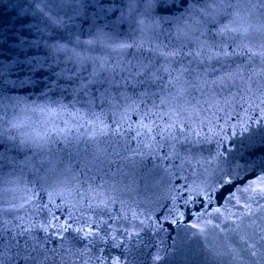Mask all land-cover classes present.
I'll use <instances>...</instances> for the list:
<instances>
[{"label": "snow or ice", "instance_id": "obj_1", "mask_svg": "<svg viewBox=\"0 0 264 264\" xmlns=\"http://www.w3.org/2000/svg\"><path fill=\"white\" fill-rule=\"evenodd\" d=\"M33 4L28 35L0 29V264H264V155L198 158L193 128L221 100L264 114V0ZM27 91L49 103L11 95ZM64 93L83 123L54 149ZM6 166L28 171L23 189Z\"/></svg>", "mask_w": 264, "mask_h": 264}, {"label": "water", "instance_id": "obj_2", "mask_svg": "<svg viewBox=\"0 0 264 264\" xmlns=\"http://www.w3.org/2000/svg\"><path fill=\"white\" fill-rule=\"evenodd\" d=\"M35 7L36 6L33 4V0H0V29H8L13 32H21L24 35H28L27 29L30 26L40 22V17L38 15H34ZM23 9L28 11L26 16L23 15ZM18 12L20 13L19 17L17 16ZM87 27L88 26L85 25V29ZM85 38V36H81V39ZM11 95L26 97L29 103L35 102L36 104L40 105L49 103V101L42 97L39 92L27 91L12 93ZM52 100L58 101L59 105L63 106V110L54 105L53 107L59 114L53 115L51 120L54 122L56 128L65 129V132L59 137H53L54 140L58 139L59 142L53 144L52 147L54 149H63L65 146L64 135H67L68 139L73 141V143H75L76 138L79 136V133L76 131V129L79 127V123H83V121L81 120L79 123H77L76 120L73 119V114L77 109H81V105L77 103L69 93H64L63 95L56 94L52 96ZM244 107L247 108L248 106L245 105ZM12 115V111H9L8 118H11ZM259 115L258 110L255 112L252 109L244 111L238 103L225 105L223 100H221L217 107L213 108L210 112L201 115V119L205 120V123L202 126L203 131H201V125H199L198 122L193 124V128L197 132H200L202 139L205 136L207 137L202 145L203 152L198 156V158L202 156L211 160L217 155V153H223L226 156L229 154H242L248 159H258L261 155H264V146H259L261 142L264 141V123H255V120L259 118ZM205 117L207 119H205ZM52 126L53 125L51 124L49 125V127ZM5 127H7V125H5ZM245 128L247 129L246 131L244 130ZM83 131H85V129H80V132ZM233 133H235V135H233ZM80 139L82 140L83 137H80ZM79 147L83 148L84 144L80 143ZM253 152L255 155H253ZM61 155L64 156V160L66 162V152L61 153ZM18 159L23 160L24 154L20 153L18 155ZM75 162L76 161L74 159L73 163ZM149 166H151V162H149ZM113 167L115 168V166ZM10 172L11 168L6 166L4 169L5 178L12 182L8 186L12 188L23 189L24 181L30 178L28 171L25 169L22 174L16 172L9 175ZM204 179L207 180L208 183H212V175L210 171L205 175ZM226 193V189L220 194L213 193V207L220 206L225 202ZM166 194L167 185L161 184L158 188H154L153 190L149 191L147 193V197L156 199ZM221 197H224V199H221ZM144 198V196H141V199ZM177 205L180 207L181 211L185 210L182 199L177 201ZM189 207L192 208L193 212H195L196 208H199L200 205L197 203L194 206L189 205ZM189 219H192V217L186 214L185 221L187 222ZM171 227L176 226L173 225ZM171 227L168 224H165V228L169 229V231H171ZM194 231L195 230L193 229L188 232L186 244L191 245V247L194 249H198L199 246H202L203 240L202 238L192 236V232ZM175 234L176 233L174 232L172 233V235ZM167 235L168 232L161 233V236L167 237ZM180 235L183 237L184 232L180 231ZM156 239L158 240V238ZM169 243H171V241H169ZM150 251H154V249H151ZM188 264H195V261H189Z\"/></svg>", "mask_w": 264, "mask_h": 264}]
</instances>
